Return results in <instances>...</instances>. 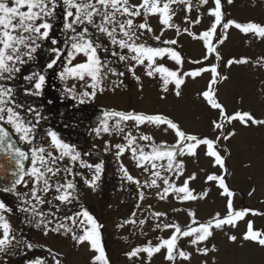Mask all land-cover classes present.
I'll list each match as a JSON object with an SVG mask.
<instances>
[{
	"label": "snow or ice",
	"instance_id": "6c2138e0",
	"mask_svg": "<svg viewBox=\"0 0 264 264\" xmlns=\"http://www.w3.org/2000/svg\"><path fill=\"white\" fill-rule=\"evenodd\" d=\"M201 2L206 4L208 0H201ZM227 3L232 4L234 0H227ZM173 4H184L188 6L190 11V0H141L139 4H133L130 0H0V81L13 80L16 74L21 71V66L27 63L25 57L35 59L34 54L41 47L38 41L50 39V33L54 29L58 15H60L63 22L66 46L70 45V51L67 53V64L69 66H65L63 71L60 72V79L66 81L71 77L85 81L86 87L91 89V91L80 93L76 92L75 86L66 89L72 95V98L79 99L80 103L85 102V97L95 98L97 92L105 90V80L108 78L109 73L118 76L124 75L122 72H116L114 68L107 67L106 62L102 61L99 50H109L103 42L104 40L120 50L119 52L113 50L112 54L119 61L125 62V66L133 76H135L136 67L143 66L145 74L149 78L155 79L159 76L164 92L169 91L168 86L170 84L174 85V94L177 97L182 95L181 90L186 83V78L195 79L204 72L210 71L213 73L212 79L207 89L201 93V96L212 109L219 112L218 118L212 121L214 128L220 130V134L214 139L190 134L184 131L173 119L163 114H146L136 111H105V119L102 121L101 127L94 129L97 134L101 131L105 133L110 131L123 133L124 128L121 127V124L126 121H133L137 127L150 124L160 128L163 132L173 130L177 137L175 143H151L149 145L150 152H145L144 148L136 143V137L128 132L125 136L128 144L116 145L118 149L116 155L120 156L126 149L130 148L133 159L138 166L144 167L147 164L149 167H145V171L156 169L152 172L156 179L150 181V186L160 189L161 185L157 183V180L162 181L164 187L162 192H159L161 199L169 194H174L181 201H195L206 198L208 195L207 191L196 195L194 194L195 190L190 188V182L197 178L196 173L188 175L183 183L177 186L174 182H171V177L161 176L160 169L172 173L173 176L179 179L185 172V163L180 157H195L198 155L197 150L201 146H206V155L213 158L214 164L218 165L227 174L226 159L219 149L221 141L229 140L236 135V132L233 130L225 134V123L238 120L245 127L251 125L264 126V119H256L251 113L245 111H238L234 114L226 112L224 105L218 100L217 90L212 87V85L218 84L220 80L228 79L227 76L219 73L218 63L210 68L200 66L193 68L191 71H182L185 60L181 51L174 47L178 41L163 38L164 30L167 29H175L178 34H182L180 27L173 20L175 16V11L171 7ZM25 8L26 11L22 10ZM58 9H62V13L58 14ZM222 9L221 0H214V7L209 10V14L214 17V20L209 28L201 34L196 35L189 31L187 27L183 29V32L203 41L207 49L205 60L211 54H215L217 61L222 59L217 45H222L227 40L228 29L232 26L245 34L252 33L264 37V25L256 22L241 24L234 20L225 22V13ZM149 15L159 17V23L162 27L158 33L151 27L148 21ZM136 18H141L142 22H137ZM194 22L199 23L200 21L196 20ZM217 28L222 29V37H216ZM69 32L71 35H68ZM214 39L215 43L213 42ZM150 40L153 43H149ZM51 43L57 44L58 42L51 40ZM51 51L56 55L47 63L46 67L48 69H52L57 61L61 59V56L64 55L60 48H52ZM78 54H83L86 60L73 64ZM165 58L173 61L178 67L171 69L166 63L159 62L164 61ZM192 63L200 65L201 61L193 60ZM234 63H247V60H229L227 66L231 67ZM86 77L90 78V83L86 81ZM135 78L138 81L140 79L138 76H135ZM26 79L33 84L28 94L41 96L46 84V76L33 72ZM21 107L22 105L15 101V89L0 85V170L5 172L10 170L12 177L10 184L6 187H0V190L16 195L22 201L19 210L26 213L28 222L34 223L38 229L42 227L46 229L47 225L43 219L45 214L38 208L36 203H31L30 200L25 198L28 195L27 193L17 191V187L19 185L27 187L28 183L31 182L33 185L30 190L31 196L39 205L47 203L58 208V205H53L54 200H58L61 204H70L77 198L75 193L76 184L67 179L62 183L59 179L62 171L72 174L70 167L61 169L59 166L60 161L68 157L73 162L80 161L83 166L94 168L93 179L85 181L93 188L100 179L103 164H85L81 160V153L76 151L73 145L61 139L55 131L49 130L47 132V136L50 137L47 148L42 144L34 146L37 123L42 119L41 113L39 109L26 108V113L33 114V118L30 119L20 112ZM117 117L119 119L110 127L109 118ZM5 124L11 126L14 134L19 137V142L13 139V133L7 130ZM139 139L151 141L152 137L141 135ZM21 144L27 145V149L21 147ZM53 150L58 154H54ZM28 161H30V166H26L25 162ZM162 161H166V163H159ZM121 171L124 179L136 184L140 183L123 165H121ZM207 181L216 182L218 187L222 189V195L228 197V212L225 216L221 217L217 213L211 220L199 223L195 220V212L190 211L189 215L193 218V223L198 224L197 227H182L174 222L163 225L157 223V228L172 230L169 237L166 239L161 238L156 245L149 242L145 246L136 247L126 255L131 259L140 256L141 253H146L150 259L153 255L165 250V258L172 264H175L177 256L190 262L192 253L179 248L181 237L189 238L190 243L197 246L196 251L198 253L207 254L210 251L217 250L215 246L209 248L205 243L214 235V229L223 230L226 225L234 228L250 212L254 215L264 214L253 212L251 209H234L233 198L235 192L230 190L226 184L224 175L209 174ZM50 193H53V195L51 199H47ZM143 197L144 194L140 193L139 198L142 200ZM177 210L179 211V209ZM3 211L11 212L12 209L4 201H0V228L3 230V236L0 238V253L7 252L9 247H15L12 241L16 240L11 224L2 214ZM165 215L166 213L156 212L154 218L159 220L160 217ZM81 216L84 219L79 220L80 228L77 231L63 223L54 225L50 230L56 233L63 230L77 245H89L91 250L98 253L92 258V264H97V262L99 264H110L103 246L100 231L102 225L87 210L79 212L68 219L71 220L73 226H76L77 220ZM146 222V220H141L140 224ZM51 223L52 221H47V224ZM86 224L91 225V227H87ZM78 232L82 234H78ZM45 234H47V230ZM228 239L236 242L238 237L229 235ZM242 240L255 241L264 246V233L253 230L252 221H248L247 231L243 234ZM21 242L16 240V244ZM200 245L204 246L200 247ZM25 246L32 249L37 245L25 242ZM33 264H46V261L37 259ZM56 264H61V261L56 260Z\"/></svg>",
	"mask_w": 264,
	"mask_h": 264
},
{
	"label": "rangeland",
	"instance_id": "374dc122",
	"mask_svg": "<svg viewBox=\"0 0 264 264\" xmlns=\"http://www.w3.org/2000/svg\"><path fill=\"white\" fill-rule=\"evenodd\" d=\"M130 2L139 4L141 0H130ZM221 2L225 22L234 20L241 24L256 22L264 25V0H234L232 4H228L227 0H221ZM171 7L175 11L174 23L180 27L182 34H178L175 29H167L164 30L163 38L178 41L174 47L181 51L184 57L182 71H191L200 66L210 68L218 63L219 73L227 76L228 79L220 80L212 87L217 90L218 100L224 105L226 112L234 114L245 111L251 113L256 119H264V37L252 33L245 34L232 26L228 29L227 40L222 45H217L222 59L217 61L215 54H211L205 60L207 49L203 41L183 32V29L187 27L196 35L207 30L214 20V17L209 14V10L214 7V0H208L206 4L201 0H190V11L184 4H173ZM196 20L200 22L195 23ZM148 21L157 33L161 30L162 26L157 15H149ZM215 35L222 37V29L217 28ZM103 42L109 45L106 40ZM213 42H216L215 39ZM149 43L153 42L150 40ZM113 50L120 51L112 46L111 57L106 56L102 61L106 62L107 67H115L118 73L122 72L124 75L119 79L108 75L105 80V90L97 92L95 98L85 97V102L80 105L81 110L86 112L84 114L86 120L90 113L92 118L98 121L94 122L91 137L87 141L81 138L78 152L81 153V160L85 164L102 163L103 171L96 186L90 187L85 181L93 179L94 168L85 167L80 161L73 162L65 157L61 169L70 167L72 174L62 171L59 179L62 183L67 179L76 184L77 198L70 204L53 201L58 202V206L62 208L63 224L77 231L80 228L79 220L84 218L79 217L77 225L73 226L68 219L75 215L71 214L72 207L76 206L78 213L87 210L102 225L100 229L102 240H106L103 246L110 264H172L166 260L165 250L153 255L150 259L146 253L130 259L126 253L136 247L145 246L149 242L156 245L161 238H168L172 230L157 228V223L163 225L174 222L182 227H197L198 224L193 223V218L189 215L190 211L195 212V220L199 223L211 220L217 213L221 217L225 216L228 212V197L222 195V189L216 182L207 181L209 174L224 175L226 184L235 192L234 209H251L256 213H264V126L245 127L238 120L225 123V134L233 130L236 132V135L229 140H222L219 149L226 159L227 174L214 164L213 158L206 155V146H201L195 157H180L184 160L185 172L179 179L172 173L160 169L161 176L171 177V182L177 186L181 185L188 175L196 173L197 178L190 182V188L195 190L196 195L204 191H207L208 195L206 198L195 201H181L174 194L161 199L159 192H162L164 187L162 181L157 180V183L161 185L160 189L150 186V181L156 179L152 175L156 169L145 171L144 168L149 167L147 164L144 167L138 166L130 148L126 149L122 155H116L118 151L116 145L128 144V140L125 139L128 132L136 137V143L143 147L145 152L151 151L149 146L151 143L173 144L177 137L173 130L163 132L150 124L137 127L133 121L121 124L124 128L123 133L101 131L97 134L94 129L101 127L105 119V111L163 114L177 122L184 131L212 139L220 134V130L215 129L212 124V121L218 118V110L212 109L201 96V93L207 89L213 73L206 71L195 79L186 78V83L181 90L182 95L177 97L174 94V85L170 84L169 91L164 92L159 76L155 79L149 78L143 66L136 67L135 76L140 78L138 81L128 71L125 62L119 61L112 54ZM233 59H246L247 63H234L228 67L227 62ZM193 60H199L201 64L194 65ZM159 62L166 63L171 69L178 67L167 58ZM117 63L123 65L117 66ZM86 81L90 83V78L86 77ZM83 91H91V89L86 87L85 81H80L77 93ZM117 119L119 118H109V126L114 125ZM141 135H148L152 137V140H141L139 139ZM159 163H166V161ZM121 165L127 168L140 183L136 184L124 179ZM140 193L144 194L142 200L139 198ZM52 195L53 193H50L48 199H51ZM156 212L166 213V215L157 220L154 218ZM141 220L147 222L140 224ZM248 221H252L253 230L264 233V214L254 215L250 212L234 228L226 225L223 230L214 229V235L205 243L209 248L215 246L217 250L207 254L198 253L197 246L192 245L189 238L181 237L179 248L191 252L192 259L189 262L177 256L175 264H264V246L255 241L242 240L243 234L247 231ZM86 226L91 227L89 224ZM78 234L82 233L78 232ZM229 235H236L238 240L230 241ZM52 238L59 239L53 246L57 257L48 256V260H52L53 264L61 258L67 264H92V258L98 254L87 244L77 245L63 230L58 235H52ZM48 242V248L51 249L50 235ZM203 246L200 245V247ZM53 251L50 252L53 253Z\"/></svg>",
	"mask_w": 264,
	"mask_h": 264
},
{
	"label": "flooded vegetation",
	"instance_id": "af4514ba",
	"mask_svg": "<svg viewBox=\"0 0 264 264\" xmlns=\"http://www.w3.org/2000/svg\"><path fill=\"white\" fill-rule=\"evenodd\" d=\"M22 10L26 11L27 9L25 8ZM57 11L58 14L62 13V9H58ZM136 20L137 22H141V18H136ZM68 35H71V33L69 32ZM51 40H56L58 43L52 44ZM38 43L41 44V47L38 48L37 52L34 54L35 59L25 57L27 63L21 66V71L16 74L15 78L13 80L0 81V85H6L15 89V101L22 105L19 110L23 115H27L31 119L33 118V114L26 113L25 109L28 107L39 109L42 119L37 123L36 139L33 142L34 146L42 144L47 148L50 142V137L47 136V132L51 130L57 132L61 139L66 143L73 145L76 151H78L81 138L82 140L87 141L91 137L95 121L91 114H88V120L84 118L86 112L81 110L79 99H73L72 95L66 91L67 88L75 86L76 92H78L80 80L71 77L66 81L60 79V72L63 71L65 66H69L67 64V53L70 51V45L66 46L65 43V33L60 15H58L54 29L50 33V39L38 41ZM108 44V51H104L103 49L99 50L101 59H104L106 56L111 57L110 48L112 45L110 43ZM52 48H60L64 55L61 56V59L57 61L52 69H48L46 67L47 63L56 55L51 51ZM85 60L86 57H84L83 54H78L73 61V64ZM121 65L123 64L117 63V66ZM114 69L117 72L115 67ZM33 72L46 76V84L41 96H32L28 94L32 89L33 84L29 83L26 77L32 75ZM109 75L110 77L118 79L121 77H117L116 74L112 73ZM81 120H83V122H81ZM4 126L10 133H13V139L19 142V137L14 134V130L11 126L7 124ZM21 147L27 149L28 146L21 144ZM53 151L54 154H58L55 150ZM64 162L65 158L59 162V166L62 167ZM25 163L26 166H30V161ZM11 179L10 170L7 172L0 170V187L8 186ZM32 187V183L29 182L27 187L19 185L17 191L27 193L28 195L25 198L30 200L31 203L37 204L38 208L45 214L43 219L46 222L47 228L45 229L42 227L38 229L35 227L34 223H29L26 213L19 210L22 201L18 199L16 195L0 190V201H4L5 204L12 209L11 212L3 211L2 214L11 224L16 240L22 241L19 244H16V240L12 241L15 247H9L7 252L0 253V264H33L37 259L46 261V264H53L52 260H48V256L57 257V254L53 251V246L56 245L59 239L52 238V235H58V233L53 232L50 229L56 224L63 223L62 208H53V206H50L47 203L39 205L31 196L30 190ZM53 205H58V202H53ZM76 213H78V209L74 206L72 207L71 214L73 215ZM47 221H52V223L47 224ZM46 230L47 234H45ZM49 235L51 249L48 248ZM2 236L3 230L0 228V238H2ZM25 242L37 246L29 249L25 246ZM49 250H52L53 253ZM59 260L61 261V264H67L62 258Z\"/></svg>",
	"mask_w": 264,
	"mask_h": 264
}]
</instances>
